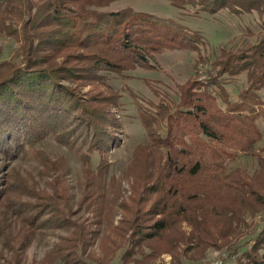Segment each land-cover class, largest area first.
Returning a JSON list of instances; mask_svg holds the SVG:
<instances>
[{
  "label": "trees",
  "instance_id": "obj_1",
  "mask_svg": "<svg viewBox=\"0 0 264 264\" xmlns=\"http://www.w3.org/2000/svg\"><path fill=\"white\" fill-rule=\"evenodd\" d=\"M102 1L0 0V28L22 43L20 64L0 77V204L30 226L67 221L61 215L44 221L42 209L53 205L52 198L28 190L19 175L4 168L19 155L33 154L44 166L43 175L57 171L36 146L50 135L62 143L74 141L89 190L81 206L92 209L100 225L111 223L114 203L104 194L103 175L111 148L119 143L115 109L121 110V96L107 86V75L129 80L137 67L156 70L155 55L200 53L208 46L203 34L175 19L132 8L104 11L110 2ZM167 1L195 17L257 14L260 31L254 42L221 47L206 81L194 78L168 91L145 80L154 100L130 91L148 140L135 149L123 173L132 194L122 203L124 216L115 228L127 246L122 260L164 254L177 259L193 250L228 248L235 264H264V228L249 249L242 254L237 249L248 234L246 216L264 210V147L256 150L264 137L259 127L264 120V0ZM242 76L247 87L232 101L228 78ZM81 86L92 87L87 98ZM100 87L106 90H94ZM93 154L100 157L96 172L88 168ZM241 154L258 159L253 176L233 170ZM24 196L40 204H23Z\"/></svg>",
  "mask_w": 264,
  "mask_h": 264
},
{
  "label": "rangeland",
  "instance_id": "obj_2",
  "mask_svg": "<svg viewBox=\"0 0 264 264\" xmlns=\"http://www.w3.org/2000/svg\"><path fill=\"white\" fill-rule=\"evenodd\" d=\"M102 2L108 4L110 2L109 6L103 9L104 11L132 8L175 19L203 34L208 46L200 53L176 51L155 55L151 61L156 66V70L137 67L129 73V80H124L118 75H107V86L121 96V110L115 109L121 124V132L118 134L119 143L111 148L108 155V169L103 175L104 194L111 204L114 203L111 223L105 221L100 225L92 209L81 206L89 190L86 189L84 176L86 166L80 154L76 152L77 149H74L76 146L74 141L66 144L60 142L56 136L50 135L36 146L37 152L44 153L57 165V171L53 170L43 175L44 166L33 154L19 155L4 168L9 174L19 175L28 185V190L33 189L52 198L53 205H46V208H49L44 211L42 209V215L45 214L44 221L61 215L67 222L61 224L48 221V225L44 227L30 226L29 221L13 213L12 207L6 203L0 204V264H235L236 257L231 254L232 249L228 248L193 250L185 255H178L177 259L169 254L151 260L137 256L136 262H124L122 256L127 246L115 233V228L120 226L124 216L121 205L128 201L132 194L131 182L123 178V173L135 149L139 145L146 144L148 140L130 91L141 98L154 100L155 97L146 86L145 80L160 82L163 89L168 91L174 89L177 84H183L194 78L202 80L206 75L208 80V71L211 70L221 47L231 48L247 41H255L260 31L258 15H233L228 11H222L217 15L202 14L195 17L178 11L167 0H103ZM8 18L14 19V25L20 28L14 15L10 14ZM8 32L0 28V77L10 73V65L16 66L21 62L20 37ZM61 60L58 59L57 62ZM69 85L75 87L73 84L69 83ZM246 87L245 76L228 78L226 88L232 101H236L239 93ZM91 90V86L79 88L84 98H87L86 95ZM94 90L106 89L100 87ZM261 95L264 97V92H261ZM259 127L264 135V120H260ZM77 146L83 147L80 141ZM263 147L264 137L256 145L257 152H261ZM99 164V155L93 154L88 168L96 172ZM232 168L253 176L259 168V161L256 157L241 154ZM115 193H117L116 199ZM20 202L27 205L40 204L36 198L28 196H24ZM41 203L49 204V201ZM246 222L248 234L237 245L239 254L250 248L252 240L264 228V210L255 217L247 215Z\"/></svg>",
  "mask_w": 264,
  "mask_h": 264
},
{
  "label": "built area",
  "instance_id": "obj_3",
  "mask_svg": "<svg viewBox=\"0 0 264 264\" xmlns=\"http://www.w3.org/2000/svg\"><path fill=\"white\" fill-rule=\"evenodd\" d=\"M206 79H207L206 75L202 77V80L206 81Z\"/></svg>",
  "mask_w": 264,
  "mask_h": 264
}]
</instances>
